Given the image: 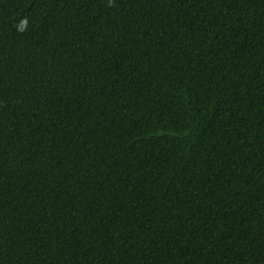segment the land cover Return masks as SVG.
Returning a JSON list of instances; mask_svg holds the SVG:
<instances>
[{"label":"trees","instance_id":"1","mask_svg":"<svg viewBox=\"0 0 264 264\" xmlns=\"http://www.w3.org/2000/svg\"><path fill=\"white\" fill-rule=\"evenodd\" d=\"M0 264H264V0H0Z\"/></svg>","mask_w":264,"mask_h":264}]
</instances>
